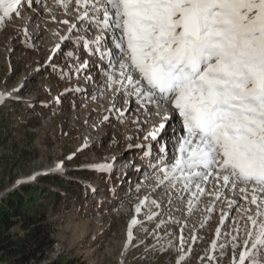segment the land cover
I'll use <instances>...</instances> for the list:
<instances>
[{
  "label": "rangeland",
  "instance_id": "obj_1",
  "mask_svg": "<svg viewBox=\"0 0 264 264\" xmlns=\"http://www.w3.org/2000/svg\"><path fill=\"white\" fill-rule=\"evenodd\" d=\"M66 2L69 12L77 5ZM56 7L65 14L64 6ZM34 14L32 9L9 15L0 23V93L6 94L0 102V212L9 214L0 221V239L15 243L27 222L43 218L52 229L50 248L38 254L42 261L23 264H238L247 232H255L247 217L256 212L255 205L238 200L245 195L238 188V193L222 188L216 199L218 182L202 185L203 195L195 185L185 191L178 180L161 187L163 173L153 168L126 183L125 190L121 184L118 197L115 173L93 169L114 157L122 164H145L138 147L160 123L152 115L156 108L129 105L132 91L117 95L125 83L118 63L113 72H104L112 82L104 75L91 82L89 73L70 75L77 74V62H84L78 61L81 48L74 52L81 47V34L69 36L75 45L67 40L64 46L68 33L58 21L62 16L47 24L43 18L49 13L42 20ZM75 22L76 30L83 28ZM56 69L70 76L61 78ZM96 190L98 196L92 194ZM133 220L136 227H130ZM0 264H11L1 252Z\"/></svg>",
  "mask_w": 264,
  "mask_h": 264
},
{
  "label": "snow or ice",
  "instance_id": "obj_2",
  "mask_svg": "<svg viewBox=\"0 0 264 264\" xmlns=\"http://www.w3.org/2000/svg\"><path fill=\"white\" fill-rule=\"evenodd\" d=\"M21 3L0 0V23ZM76 3L85 9L79 20L119 33V77L141 106H155L160 123L153 139L172 117L181 122L178 155L159 168L158 183L180 180L185 191L195 185L201 195L210 181L238 188L256 206L247 217L255 230L247 232L251 246L246 240L238 264H264V0Z\"/></svg>",
  "mask_w": 264,
  "mask_h": 264
},
{
  "label": "trees",
  "instance_id": "obj_3",
  "mask_svg": "<svg viewBox=\"0 0 264 264\" xmlns=\"http://www.w3.org/2000/svg\"><path fill=\"white\" fill-rule=\"evenodd\" d=\"M2 112L3 115L6 116V109H2L1 113ZM8 215V212L6 214L0 212V221L5 219L4 217H7ZM28 220L32 221V218L30 217ZM41 220H37V222H27L23 226V236L15 243L11 242L9 239L6 241L0 239V252L1 254L6 255V258L9 259L11 264H23L33 258L37 259L38 262L43 260V256H40L46 251V249L50 248V235L52 229L50 225L43 224ZM5 224L8 227V224ZM39 253H41V255L38 257Z\"/></svg>",
  "mask_w": 264,
  "mask_h": 264
},
{
  "label": "bare ground",
  "instance_id": "obj_4",
  "mask_svg": "<svg viewBox=\"0 0 264 264\" xmlns=\"http://www.w3.org/2000/svg\"><path fill=\"white\" fill-rule=\"evenodd\" d=\"M41 11L44 12L45 14H48L47 11H43V10H41ZM61 25H65V23H64L62 20H61ZM72 27L74 28V26H72ZM74 29H75V28H74ZM83 30H84V29H83ZM78 58H79V57H78ZM115 84H116V82H115ZM129 90H131V89H128L127 91H129ZM119 91H120V90H119ZM127 91H125V87H123V88H122V91L120 92L121 94L118 93V96H119V95H122L124 92H127ZM126 94H127V93H126ZM5 97H6V94L1 92V93H0V98H2V100H6ZM118 99H119V98H118ZM131 101L133 102V101H135V99H133V100H131ZM132 102H131V103H132ZM131 103H130V104H131ZM155 113H156V112H153L152 115H153L156 119H158V121H160V118H159ZM165 130H166V128H165ZM167 131H168V130H167ZM163 132H165V131H163ZM170 158H171V156H170ZM160 163H161V162H160ZM127 168H128V167H127ZM115 169H116L115 171H117V172H118V171H121V172L123 171V170L120 169V168H115ZM132 170H133V169H131L130 172H132ZM138 175H141V173L139 172ZM165 183H167V182H165ZM165 183L162 184L161 187H163V186L165 185ZM213 183H215V182H213ZM167 184H168V183H167ZM211 184H212V182H211ZM218 184H220V182H218ZM159 188H160V187H159ZM217 190H218V191H221V190H222V188L220 187V185H219V187H218ZM208 191H209V190H208ZM208 191H207V195L210 194ZM224 191H225V190H224ZM230 191H231V190H230ZM233 191H234V190H233ZM233 191H232V192H233ZM221 192H223V191H221ZM235 192H237V191L235 190ZM235 192L232 193V197L235 195ZM236 194H237V193H236ZM221 199H222V197H221ZM222 200L227 201L225 198H223ZM238 200H239V201H242V198H241V197H238ZM233 201H234L233 198H231V199L229 200V202H233ZM227 202H228V201H227ZM159 207H160V206H159ZM233 208H234V203H232V207H231V209H230V213L233 212ZM164 209H167V207L163 208V210H161V212L164 211ZM161 212H160V213H161ZM219 212H220V211H219ZM137 225H138V224H136V223H135V224H131V227H134V226L136 227Z\"/></svg>",
  "mask_w": 264,
  "mask_h": 264
}]
</instances>
